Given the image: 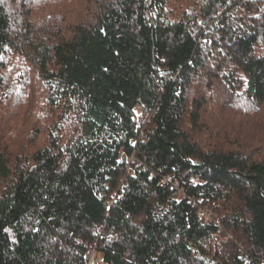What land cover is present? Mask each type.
I'll use <instances>...</instances> for the list:
<instances>
[{
    "label": "trees",
    "instance_id": "1",
    "mask_svg": "<svg viewBox=\"0 0 264 264\" xmlns=\"http://www.w3.org/2000/svg\"><path fill=\"white\" fill-rule=\"evenodd\" d=\"M55 1L0 0V264H264V116H205L264 108V0Z\"/></svg>",
    "mask_w": 264,
    "mask_h": 264
},
{
    "label": "rangeland",
    "instance_id": "2",
    "mask_svg": "<svg viewBox=\"0 0 264 264\" xmlns=\"http://www.w3.org/2000/svg\"><path fill=\"white\" fill-rule=\"evenodd\" d=\"M28 0H19V3H23ZM29 1H38V0H29ZM43 1V0H42ZM65 4L66 9H68L74 16L77 18L82 17L84 14L81 12V8L79 7V0H57L55 1L56 5ZM171 8L173 5L170 6ZM63 16L66 17V15L63 12H60ZM15 71H16V65ZM29 74H32V71L30 70V67L28 63L19 57V83L12 77L13 83H15V89L20 93L19 99L17 102L19 103V107H16L13 109V111L17 112L19 114V120L21 123H19V132L18 128L12 129H5L8 142L10 144L14 143L15 141L19 140V143L15 145L12 144L13 147L17 149H21V152L27 148V146L31 145L33 140L35 139V126L33 125V119L37 116V111L39 109L34 108L31 109L27 107V101H28V94L30 92V88L34 87L31 85L32 81L30 79V82L28 83ZM223 98H219L218 100L221 101ZM232 101H237V98H231ZM219 101V102H220ZM224 101V100H223ZM249 114H242L240 113V108H237L234 104H230L229 100H226L223 102V105L221 109H217L215 103L211 104L209 109L206 110L205 116L209 115L211 121H242L244 123L250 122V121H261L264 116V108L261 110H255L248 112ZM136 114H140V109H136ZM9 113L5 112V108L2 112V124H7L6 121L8 120ZM48 121H50L51 117L47 116ZM43 122L45 124V128L43 129L42 134L36 138L35 144H44L48 139V127L49 125L46 122V119H43ZM4 127V126H3ZM38 139V140H37ZM39 144H38V143ZM21 154H19L20 156ZM180 197V194H179ZM223 232V231H222ZM221 232V235L219 238L224 237L225 233ZM90 259L92 258V253H90ZM96 264H101V260L99 257L95 256L93 257Z\"/></svg>",
    "mask_w": 264,
    "mask_h": 264
},
{
    "label": "built area",
    "instance_id": "3",
    "mask_svg": "<svg viewBox=\"0 0 264 264\" xmlns=\"http://www.w3.org/2000/svg\"><path fill=\"white\" fill-rule=\"evenodd\" d=\"M132 119L135 120V121H137V122H140L141 121L140 115L133 116ZM121 160L126 161L127 160V157L125 155L121 154ZM199 214L201 216L210 217L209 211L206 210L205 208H200ZM243 256L246 258L247 257V254L244 253Z\"/></svg>",
    "mask_w": 264,
    "mask_h": 264
}]
</instances>
